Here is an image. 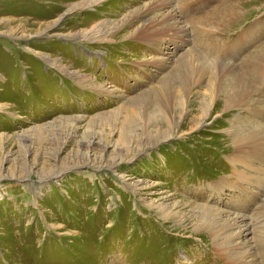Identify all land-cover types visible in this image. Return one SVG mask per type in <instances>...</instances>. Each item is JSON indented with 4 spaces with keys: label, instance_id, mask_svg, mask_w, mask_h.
<instances>
[{
    "label": "rangeland",
    "instance_id": "obj_1",
    "mask_svg": "<svg viewBox=\"0 0 264 264\" xmlns=\"http://www.w3.org/2000/svg\"><path fill=\"white\" fill-rule=\"evenodd\" d=\"M0 264H264V0H0Z\"/></svg>",
    "mask_w": 264,
    "mask_h": 264
},
{
    "label": "bare ground",
    "instance_id": "obj_2",
    "mask_svg": "<svg viewBox=\"0 0 264 264\" xmlns=\"http://www.w3.org/2000/svg\"><path fill=\"white\" fill-rule=\"evenodd\" d=\"M248 231H250L249 228H247V226H244L241 230H239V232H234V236L237 235L238 233H242L243 234L244 232L246 233Z\"/></svg>",
    "mask_w": 264,
    "mask_h": 264
}]
</instances>
